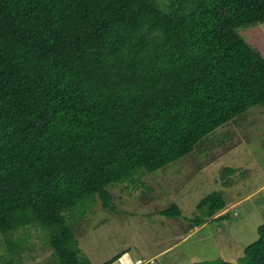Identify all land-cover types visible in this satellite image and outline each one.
Returning a JSON list of instances; mask_svg holds the SVG:
<instances>
[{
  "label": "trees",
  "instance_id": "obj_1",
  "mask_svg": "<svg viewBox=\"0 0 264 264\" xmlns=\"http://www.w3.org/2000/svg\"><path fill=\"white\" fill-rule=\"evenodd\" d=\"M170 3L0 0L2 235L40 226L59 264H90L65 214L95 198L113 213L110 186L264 106V58L238 34L264 23V0ZM225 208L208 194L191 226ZM193 264H264V223L235 263Z\"/></svg>",
  "mask_w": 264,
  "mask_h": 264
},
{
  "label": "rangeland",
  "instance_id": "obj_2",
  "mask_svg": "<svg viewBox=\"0 0 264 264\" xmlns=\"http://www.w3.org/2000/svg\"><path fill=\"white\" fill-rule=\"evenodd\" d=\"M157 1L165 7L176 0ZM238 34L264 58V23L239 28ZM108 191L113 213L95 198L65 214L80 258L90 264L119 255L144 264L235 263L264 223V106L251 107L218 128L191 154ZM212 192L223 195L226 208L215 221L192 227L197 205ZM172 204L180 216H161ZM55 257L40 226L0 233V264H59Z\"/></svg>",
  "mask_w": 264,
  "mask_h": 264
},
{
  "label": "crops",
  "instance_id": "obj_3",
  "mask_svg": "<svg viewBox=\"0 0 264 264\" xmlns=\"http://www.w3.org/2000/svg\"><path fill=\"white\" fill-rule=\"evenodd\" d=\"M223 196V195H222ZM226 202V201H225ZM55 259H56V257H55ZM57 260V259H56ZM130 258L128 257V255H124V256H122L121 258H119L117 261H115L116 263H113V264H144V263H141L140 261H135V263L132 261V262H130ZM58 261V260H57ZM172 262L174 261V260H171ZM8 262V261H7ZM5 263V262H4ZM175 263V262H174ZM156 264V263H155Z\"/></svg>",
  "mask_w": 264,
  "mask_h": 264
}]
</instances>
